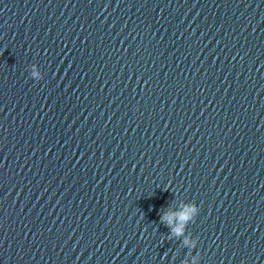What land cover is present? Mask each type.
Segmentation results:
<instances>
[{
	"label": "clouds",
	"instance_id": "clouds-1",
	"mask_svg": "<svg viewBox=\"0 0 264 264\" xmlns=\"http://www.w3.org/2000/svg\"><path fill=\"white\" fill-rule=\"evenodd\" d=\"M35 79L36 73L33 72ZM179 211H173L172 205L168 206L162 214H160V223L165 225L170 231V238L173 236L179 237L185 234L187 226L194 222L200 212V208L194 202L181 201ZM183 244L191 249L197 247V242H194L188 238L183 240ZM192 264H196V258L193 257Z\"/></svg>",
	"mask_w": 264,
	"mask_h": 264
}]
</instances>
